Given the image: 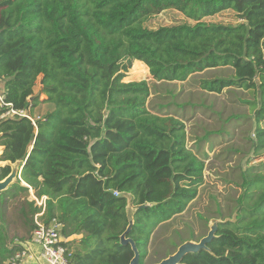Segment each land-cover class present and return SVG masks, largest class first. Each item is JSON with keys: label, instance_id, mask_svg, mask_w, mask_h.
<instances>
[{"label": "trees", "instance_id": "1", "mask_svg": "<svg viewBox=\"0 0 264 264\" xmlns=\"http://www.w3.org/2000/svg\"><path fill=\"white\" fill-rule=\"evenodd\" d=\"M167 10L193 23L146 25ZM225 10L237 22L205 20ZM136 60L163 85L124 81ZM187 81L197 90L174 102L182 91L170 84ZM0 90V179L21 169L0 193V264L37 227L33 195L47 196L46 223H63L70 264H130L132 205L128 237L144 264L160 223L205 185L210 150L225 144L223 164L264 152V0H0ZM40 103L51 109L33 122ZM197 110L210 121L187 131ZM218 173L240 192L227 195L236 215L182 263L264 264V162Z\"/></svg>", "mask_w": 264, "mask_h": 264}, {"label": "rangeland", "instance_id": "2", "mask_svg": "<svg viewBox=\"0 0 264 264\" xmlns=\"http://www.w3.org/2000/svg\"><path fill=\"white\" fill-rule=\"evenodd\" d=\"M205 20L207 22L222 23L237 22V19L234 17L233 12L230 10H225L219 14H216L215 16L207 17L205 18ZM185 21L193 23L192 20L187 18L182 13L176 10H167L152 17L146 23V25L151 28H158L160 26H170ZM217 73L218 72H215V74ZM201 75L206 76L207 73ZM139 80H147L151 85H163V82L155 80L151 76L149 68L146 64L136 60L133 62V65L127 73L126 77L124 78V81L130 82ZM190 80L191 79H189V81ZM189 81L185 83L177 82L176 84H170V86H174L176 92L182 91V93L173 100L174 102H181L183 100L188 99L190 93L197 90V86H195L194 84H190ZM41 87L42 80L41 78H39L35 87V94H41ZM227 94H220L219 100H227ZM45 97L46 96L44 94L40 95L41 99ZM244 97L250 98V95H245ZM193 100H198L197 96H194ZM3 102L4 100H1V103ZM238 103V98H235V100L232 101V105H237ZM50 109L51 107L49 104L40 103L34 109L32 118L36 121L38 118L43 117L46 113H48ZM199 111L200 110H197L194 115H191L189 112L187 113V115L191 117L190 121H186L187 131H191V129L193 128L199 129L198 131H201L197 124H193L197 120H204L206 123L210 121L208 113H202L201 111ZM247 114L251 117H254L253 111L252 113L247 112ZM188 143L189 145L192 144L193 140H189ZM223 145L225 144H218L215 146L214 150L209 151V158L206 160V169L204 171L206 183L204 186H200L197 196L190 202L187 210L184 211L182 214L173 217L171 220L163 221L155 230L154 236L152 237L148 246V254L144 259V264H155L160 262L165 257L167 258L170 254L176 252L178 247L181 246L183 242L192 241L199 243L201 239L208 235L214 223L219 220H222L224 215H236V210L233 208L234 202L228 200L227 195L231 194L232 196L237 198L240 192L234 193V190H232L233 188H231L230 185H225L223 183V180L220 178V173L218 172L230 171V168L234 166L240 167L242 165L243 167H247L253 164L256 165L261 162H264V152L261 155H254L252 153H248L245 150V152L247 153L244 154L243 157L239 156L240 154L231 155L230 158L227 159L226 164H223L221 162V160L224 161L223 158L214 157L215 151L220 149ZM2 152L3 146H0L1 166L7 164V162L1 160ZM14 166H16V164H12V167ZM235 189H238L240 191L239 187H235ZM218 209L223 215H220V213L217 212ZM133 211V206L129 205V212L133 213ZM191 235L194 236L193 239ZM33 249L37 255H40L41 247L39 245L33 244ZM29 264H39V262L30 261ZM43 264L45 263L43 262Z\"/></svg>", "mask_w": 264, "mask_h": 264}, {"label": "built area", "instance_id": "3", "mask_svg": "<svg viewBox=\"0 0 264 264\" xmlns=\"http://www.w3.org/2000/svg\"><path fill=\"white\" fill-rule=\"evenodd\" d=\"M1 100H4V97L0 90V101ZM11 113L29 116L28 112L25 110H11L6 114ZM31 119L35 122L33 118ZM116 194L118 195L119 193L116 192ZM34 199L37 205L42 207V211L35 217L37 227L32 233L29 241L25 243L18 241L22 248L16 250L5 264H29V260L34 257L31 249V245L33 244H37L41 247L39 257L42 260V263L70 264L68 259V247L66 245L68 238L62 234L63 223L56 218H53L49 223H46L42 217L46 210L47 196L41 198L34 196L33 200Z\"/></svg>", "mask_w": 264, "mask_h": 264}, {"label": "water", "instance_id": "4", "mask_svg": "<svg viewBox=\"0 0 264 264\" xmlns=\"http://www.w3.org/2000/svg\"><path fill=\"white\" fill-rule=\"evenodd\" d=\"M18 178H21V169L19 165L16 164V166L12 167L11 173L5 179H0V193L8 189L10 185L13 184L15 180H17ZM128 218H129V226L126 232L121 235V243L125 245L130 244L132 246L135 256L130 264H141L139 249L135 241L130 237H128V232L131 230L134 223L133 213L129 212V206H128ZM218 222L219 221L214 223L208 235L205 236L203 239H201L199 243L186 241L183 244H181V246L178 247L176 252L170 254L167 258H164L160 262L155 264H183L182 263L183 258L187 253L197 252L203 248L207 249V243L210 242L215 236Z\"/></svg>", "mask_w": 264, "mask_h": 264}, {"label": "crops", "instance_id": "5", "mask_svg": "<svg viewBox=\"0 0 264 264\" xmlns=\"http://www.w3.org/2000/svg\"><path fill=\"white\" fill-rule=\"evenodd\" d=\"M33 193V192H32ZM31 249H32V253L34 254V257L32 259L29 260V263L30 261H37L39 262V264H43L42 263V260L40 259L39 255H37L35 252H34V249H33V245H31Z\"/></svg>", "mask_w": 264, "mask_h": 264}]
</instances>
